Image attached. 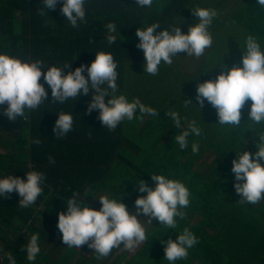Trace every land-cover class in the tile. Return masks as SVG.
I'll list each match as a JSON object with an SVG mask.
<instances>
[{
	"label": "trees",
	"instance_id": "1",
	"mask_svg": "<svg viewBox=\"0 0 264 264\" xmlns=\"http://www.w3.org/2000/svg\"><path fill=\"white\" fill-rule=\"evenodd\" d=\"M200 3V0H153L152 6L148 8L136 6L135 0H86V16L95 13L93 21L82 32L72 27L68 35H75V39L69 43V57L64 58L63 53L62 57L59 55L60 60L76 68L81 64L90 65L96 53H110L117 64L118 90L115 95H124L129 102L138 98L145 106L157 110L158 115L141 116L137 110V117L140 118L122 121L115 130H108L105 136L104 133L101 142L90 144L86 149L74 142V139L80 137L78 133L54 142L44 138V135L36 138L34 134L27 141V136L17 133L19 141L16 147L4 154L0 153V179L9 175L24 179L25 173L36 171L43 173L45 180L41 185L42 194L27 208L20 207V197L15 192L9 194L8 199L0 197V264H10L9 255H12L16 264H169L164 259V245L161 241H174L185 229L193 233L199 242L188 249L187 259L178 260L175 264H264V200L255 205L239 203L241 197L235 192L233 185L236 181L231 172V161L236 158V154L240 151L254 153V142H258L259 135L264 133V123L255 124L248 120L251 101H247L241 110V124L238 127H222L217 122L206 132L204 122L198 121L200 116L197 111L191 113L194 116L185 112L186 118L181 121L182 129L176 128L171 118L166 116L168 110L163 95L158 104L151 103L153 92H156L153 86L151 89H143V94L129 89L134 75L131 69L145 63L142 50L136 47L139 43L135 36L136 30L158 23L160 28L157 31H171L174 27H180L183 34L184 23L195 18L192 10L206 5ZM61 6L58 3L56 11H60ZM42 7V0H0V16L8 14L10 19L8 16L7 21H11L16 13L27 14L22 32L16 34L10 30L9 36L0 34V54L18 59L20 51H17V55L11 52L13 48L23 45L22 40H26V46H34L33 35L39 32L42 34L37 27L40 12L43 13L44 21L54 13L50 9L42 11ZM214 7L220 8V4L214 3ZM220 12L226 14L225 9ZM229 15L236 26L246 31L245 37L256 38L264 52V7L257 4L256 0H243V5L235 7V12ZM109 23L116 25L115 33L108 32L106 25ZM36 27L39 32H36ZM77 35H85L86 41L82 43ZM108 35L116 36L114 43H108ZM215 50V44L212 43L211 48L205 52L214 54ZM55 51L59 50L55 48ZM242 52H246L245 43ZM56 57L58 55H55L54 60ZM241 57L238 60L240 63ZM211 60V65L207 66L205 55L203 58L201 56L197 71L203 77L194 81L203 83L215 80L222 71L226 73L228 70L221 68L222 63L227 69L232 68L231 60L222 57L220 60L219 57ZM160 66L158 74L162 84L169 79L174 66L163 62ZM82 74L87 76V72ZM191 76L193 79L195 71ZM46 89L49 90V87ZM190 94L188 92L187 96ZM172 95L171 106L177 96H184L176 90ZM83 97L81 95L78 98ZM6 106H0V129L11 132L17 128L20 131L26 122L22 120L23 117H18L15 122L9 121L2 114ZM205 110L204 106L202 116ZM33 111L26 114L32 122L36 119ZM175 112H181L180 117L184 115L181 110L175 109ZM92 113L93 119L99 115L98 110ZM193 120L202 127V134L190 135L187 138L188 147L182 150L175 137L182 130H188ZM37 140L39 143L34 142ZM193 143L199 144L196 154L191 150ZM38 149H41L39 154ZM34 156H37L35 161ZM49 157L58 164H51ZM28 162L30 168L25 166ZM151 175H163L180 181L190 192L189 206L180 209L185 215L182 219L176 218L175 229L167 228L155 219L151 225L146 224L144 221L148 218L140 215L138 219L142 220L147 240L139 244L130 255L119 248L99 260L94 250L88 257L84 255L82 251L88 249L87 245L77 249L63 244L62 234L57 228L58 214L66 212L67 201L72 198L73 192L79 194L81 207L99 210L101 205L94 199L106 195L110 199L120 200L127 206L129 213L134 214V201L146 195L137 190L139 181L143 180L150 188H154L155 182L151 180ZM85 194L88 196L84 197ZM92 194L95 198L93 204L89 205ZM83 197L85 205L82 203ZM33 234L39 235L40 252L34 262H29L24 247H27Z\"/></svg>",
	"mask_w": 264,
	"mask_h": 264
},
{
	"label": "clouds",
	"instance_id": "2",
	"mask_svg": "<svg viewBox=\"0 0 264 264\" xmlns=\"http://www.w3.org/2000/svg\"><path fill=\"white\" fill-rule=\"evenodd\" d=\"M86 0H42L44 9L55 10L61 3L60 15H62L73 28H78V22L85 21ZM256 3L264 7V0H256ZM136 6L150 8L153 0H135ZM45 12V11H44ZM192 14L198 19V23L188 28L187 34H182L180 27H174L171 31L160 28L154 23L146 28H139L135 32L139 43L136 47L143 52V72L157 75L163 62L172 65L173 57L180 53L199 58L205 54V50L211 48L213 38L209 27L216 17L215 10L197 8ZM109 33L117 31L114 23L106 25ZM115 35H108L109 44L114 43ZM246 52L242 55V67L233 66L226 73L221 72L215 80H208L196 87V101L202 108L207 101L215 110L220 126L230 125L238 127L241 124V110L247 101H251L248 111V120L255 124L264 123V52L256 38L248 36L245 40ZM226 65L222 63V69ZM70 68V64L64 67H49L44 69L43 62H22L17 58L6 54H0V106L7 105L3 110V116L11 122L18 117L27 119L26 110L37 109L48 97L44 84L40 83L41 77L51 90L54 102L64 103L68 99L76 100L79 96H87L91 90L92 95L87 111H99L98 120L102 127L113 131L124 120L132 121L137 117V110L142 115L157 116L158 111L145 106L138 98L131 102L124 95H115L118 90L116 84L118 73L117 64L110 53L99 52L90 65L81 64L74 71L64 73L62 69ZM87 72V78L82 74ZM106 86V87H105ZM111 90V91H109ZM105 97H109L107 103ZM184 103H191L185 100ZM171 118L176 128H181V117L175 111L166 114ZM73 130V117L71 114L58 115L53 128V133L62 138ZM202 129L195 120L188 125V130H182L176 135L175 141L179 148L188 147L190 135L200 136ZM39 143V141H34ZM254 153L243 151L236 154L231 161V172L236 183L233 187L241 197L239 203L257 204L264 200V133L259 135L258 142H254ZM193 154L198 153L199 144L191 146ZM50 163L55 161L49 157ZM155 187L150 188L145 181H139L137 190L146 193L134 201L136 212L129 213L127 206L108 196H100L98 200L101 208L94 210L87 206L81 207L79 194L73 192L71 199L67 201L66 212L58 214L57 228L62 234L61 239L68 248L80 249L87 245L94 250L97 259L110 255L113 249L132 250L147 240L145 227L138 217L143 214L148 219L144 223L151 225L153 219L170 229L176 228V218H184L185 213L180 209L189 206L190 192L183 183L171 180L163 175H151ZM45 180L43 173L30 171L25 173V178L11 175L0 179V197L10 198L15 192L20 197V207L27 208L33 205L42 194V183ZM242 181V183H241ZM88 196L87 194L84 197ZM84 197L82 203L84 204ZM85 205V204H84ZM39 235L33 234L24 250L27 260L34 262L40 252L38 244ZM198 238L185 229L176 239L161 241L164 245V259L169 264H175L178 260L188 258V249L198 243ZM10 264H16L12 255L8 256Z\"/></svg>",
	"mask_w": 264,
	"mask_h": 264
},
{
	"label": "crops",
	"instance_id": "3",
	"mask_svg": "<svg viewBox=\"0 0 264 264\" xmlns=\"http://www.w3.org/2000/svg\"><path fill=\"white\" fill-rule=\"evenodd\" d=\"M8 2V0H7ZM57 8H55L54 13L48 17L46 21L43 20L42 15L43 13L39 15L40 22L38 25V22L36 23V26L39 27V31L41 30L42 34L37 31L36 32L37 37L33 35L34 46L28 47L26 46L27 42L26 40H22L23 45L21 47H15L13 48V51L11 53H15L17 55V51H20L19 60L22 62H33L36 60H40L43 62L44 69H41L42 73L47 70L49 67H64L66 64H70L68 62H62L59 58V55L64 53V58L69 57L68 47L69 43L72 42V40L75 39V35H68L69 31L72 30V26L70 23L65 19L62 15H60V11H56ZM231 11V10H230ZM228 11V12H230ZM58 12V13H57ZM50 14V13H49ZM1 15V13H0ZM95 13H92L88 16H85L86 22H78L80 29V32H82L83 29H87L89 26L90 21H93ZM8 14H4L3 16H0V34H5V36H9L8 32L14 31L16 34L23 31L26 24L24 22V19L26 21L27 14H21L16 13L11 21H7ZM10 19V16H9ZM35 32V34H36ZM4 36V35H1ZM79 39H82V43L86 41L85 35H77ZM38 38V39H37ZM21 42H19L20 44ZM86 47V45L84 44ZM55 48L59 51H55ZM33 50V51H32ZM55 55H58L56 59L54 60ZM62 57V55H61ZM73 65L70 64V68H64L62 71L64 73H67L68 71H74L75 68L72 67ZM77 68V66H76ZM87 78V76L85 77ZM40 83L44 84L45 90L48 93V97L45 100L44 103H42L35 111H33V114H35V121L32 122L30 119L31 117L27 115V119L23 118L24 124L23 129L20 131H17V128L12 130L11 132L5 129H0V153L4 154L7 151H10L16 147L15 144L19 141V139L16 138V134L19 133L21 136H27V141H29L31 134H34L36 138H41L43 135L44 138H50L49 141H56V139H59V141H62V139L70 138L72 137V134L78 133L80 137L77 139H74V142L76 144H80V147L83 149H86L90 147L93 143L101 142L102 136L106 135V132H108V129L106 127H102L100 121L98 118L93 119V113H89L87 111L88 104L87 100H90L92 92L90 90L89 94L87 96H84L83 98H77L76 100L68 99L64 103L54 102L51 101V90L46 89L47 84L43 81V76L41 77ZM85 97H88L85 99ZM108 99H105V102L107 103ZM30 110H26V114H29ZM61 113L65 114H71L73 117V130L70 131L66 136L62 138H58L53 133V128L55 126V121L58 118V115ZM31 122V123H30ZM33 124V125H32ZM79 129V130H77ZM31 131L33 133H31ZM18 135V134H17ZM39 136V137H38ZM20 137V136H19ZM91 144V145H90ZM39 150L37 154H39ZM34 156L33 160L35 159ZM39 158V156H38ZM35 161V160H34ZM53 165H57L58 162L51 163ZM27 168L31 167V164L28 162L25 165ZM38 167V166H37ZM43 167V166H42ZM94 195H91V198L89 199V205L93 204V198H95ZM95 202V201H94ZM121 251H123L121 249Z\"/></svg>",
	"mask_w": 264,
	"mask_h": 264
},
{
	"label": "rangeland",
	"instance_id": "4",
	"mask_svg": "<svg viewBox=\"0 0 264 264\" xmlns=\"http://www.w3.org/2000/svg\"><path fill=\"white\" fill-rule=\"evenodd\" d=\"M200 4L204 6H200V8H208L215 10L217 15L213 19L210 27L209 32L212 35L213 38V44H215V53H207L205 52V65L209 66L212 63L211 59L217 60L219 57V60L222 58L231 60L232 61V67L237 66L241 67L242 64L238 62L240 60V57L242 55V50L244 49V43L247 37L246 31L243 30L241 27L236 26L230 18V13L233 14L235 12V7L242 6L243 0H200ZM214 3H219L220 8H215ZM226 14H223L220 12V10H224ZM228 10H231V12L228 13ZM220 21V22H219ZM198 19L196 17L191 22H186L183 25V34H187L188 28L195 23H198ZM202 56V58L204 57ZM201 59V57L196 58L195 56H187L186 53H180L178 56H175L174 62L171 67L174 66V69L170 71L169 79L164 81L162 84L159 82L160 80V73L153 76L146 72H143V66L144 64H137V66L133 67L134 69H131L132 72H134L133 75V81H130L129 89L130 91L134 92H140V94H143V89H151L153 86V95H152V104H158L160 102V98L163 95V101L166 104L168 113L171 111L181 110L184 114L181 117V121H183L186 118V113L188 115L194 116L195 114H191L194 111H197L199 122H204V125L206 126V132L210 130V128L218 122L216 110L212 108V106H209L207 104V101H205L204 106L206 108L203 116L201 113H203V107L201 108L200 105L197 103L195 97H196V87L198 84L202 83V81H194L195 79L203 77L202 73L197 71V68L199 67L198 61ZM242 59V57H241ZM193 66V68H192ZM161 67V66H160ZM192 68V69H191ZM226 71L229 70L226 67L224 68ZM140 74H139V72ZM195 71V76L192 79V74ZM145 73V75H144ZM203 74H204V68H203ZM192 79V80H191ZM203 80V79H201ZM158 82L160 84H158ZM152 83V85L150 84ZM188 90H187V89ZM176 90L178 94H183L184 96L180 95L177 96L176 100L173 102L175 103L173 107L170 104L172 98H173V91ZM138 92V93H139ZM191 92L190 95L187 96V93ZM171 94V96H170ZM185 97V98H184ZM193 100L190 103H184L185 100ZM192 111V112H191ZM180 114L181 112H177ZM196 114V115H197ZM203 117V118H202ZM142 122V121H141ZM202 128V127H200ZM206 134V133H205ZM208 153V152H207ZM212 159V158H211ZM211 159L208 161L210 162ZM143 216V214H141ZM139 246V245H138ZM136 246L132 250H126L121 247L123 251H126L128 255L132 254L134 250L138 247ZM84 255L88 257L93 250L92 249H85ZM1 256V254H0ZM102 259V258H100ZM99 260V259H98Z\"/></svg>",
	"mask_w": 264,
	"mask_h": 264
}]
</instances>
